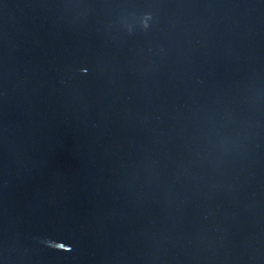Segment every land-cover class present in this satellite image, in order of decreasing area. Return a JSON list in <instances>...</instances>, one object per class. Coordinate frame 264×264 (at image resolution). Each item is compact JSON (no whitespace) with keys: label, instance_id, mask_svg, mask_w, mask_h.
<instances>
[{"label":"water","instance_id":"1","mask_svg":"<svg viewBox=\"0 0 264 264\" xmlns=\"http://www.w3.org/2000/svg\"><path fill=\"white\" fill-rule=\"evenodd\" d=\"M0 264H264V0H0Z\"/></svg>","mask_w":264,"mask_h":264}]
</instances>
